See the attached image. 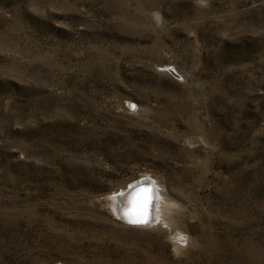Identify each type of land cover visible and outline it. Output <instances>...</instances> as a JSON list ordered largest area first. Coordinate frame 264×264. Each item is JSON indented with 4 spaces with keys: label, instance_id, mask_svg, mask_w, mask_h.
Listing matches in <instances>:
<instances>
[{
    "label": "rangeland",
    "instance_id": "374dc122",
    "mask_svg": "<svg viewBox=\"0 0 264 264\" xmlns=\"http://www.w3.org/2000/svg\"><path fill=\"white\" fill-rule=\"evenodd\" d=\"M0 264H264V0H0Z\"/></svg>",
    "mask_w": 264,
    "mask_h": 264
},
{
    "label": "water",
    "instance_id": "95a60500",
    "mask_svg": "<svg viewBox=\"0 0 264 264\" xmlns=\"http://www.w3.org/2000/svg\"><path fill=\"white\" fill-rule=\"evenodd\" d=\"M170 71L178 77L177 73L170 69ZM139 184H142V181L139 182ZM146 187V193H144L142 187H137V191L134 192V189L132 190L130 196H129V206L128 207H123L120 209L121 216L124 218V222L128 225L132 226H147L151 223L152 221V210H153V205L155 201V189L153 187V184L149 183L145 185ZM131 191L130 187L126 190V192ZM144 196L143 198V212L140 213V215H135L136 213L134 212L135 208L137 207L138 199H141V197ZM119 208H121L119 206ZM141 217L144 219V223H130V220H138Z\"/></svg>",
    "mask_w": 264,
    "mask_h": 264
},
{
    "label": "bare ground",
    "instance_id": "6f19581e",
    "mask_svg": "<svg viewBox=\"0 0 264 264\" xmlns=\"http://www.w3.org/2000/svg\"><path fill=\"white\" fill-rule=\"evenodd\" d=\"M142 184H139V182L133 184L130 186L131 191L126 192L127 189L125 190H120L117 191L111 195H115L114 198L111 197L112 199V206L114 209V212L116 213V215H118V218L121 219L122 221H124V218L121 216L120 213V209H122L123 207H128L129 206V196L132 192V190L134 189V192L137 191L138 189H136L137 187H142L143 188V192L146 193V184H151V181H149L148 179H142ZM153 182V181H152ZM156 188H158L157 184H156ZM156 196L158 197L157 202L155 203V210L152 214V217L154 218L156 216V222H161L165 224L166 221V214H165V210L167 209V205H165L164 201H163V196L161 194V192L159 191V189H157L156 192ZM143 198L144 196L141 197V199H138V203H137V207L134 209L135 211V215H140V213L143 212ZM119 206L121 208H119ZM153 222V219H152ZM141 227V226H140Z\"/></svg>",
    "mask_w": 264,
    "mask_h": 264
},
{
    "label": "snow or ice",
    "instance_id": "6c2138e0",
    "mask_svg": "<svg viewBox=\"0 0 264 264\" xmlns=\"http://www.w3.org/2000/svg\"><path fill=\"white\" fill-rule=\"evenodd\" d=\"M130 223H144V219H143V217H141L138 220H130Z\"/></svg>",
    "mask_w": 264,
    "mask_h": 264
}]
</instances>
